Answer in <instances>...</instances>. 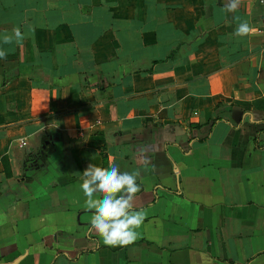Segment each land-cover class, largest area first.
<instances>
[{"label": "crops", "instance_id": "obj_1", "mask_svg": "<svg viewBox=\"0 0 264 264\" xmlns=\"http://www.w3.org/2000/svg\"><path fill=\"white\" fill-rule=\"evenodd\" d=\"M226 3L0 0L25 33L0 44V264H264V2ZM110 163L140 172L127 246L80 188Z\"/></svg>", "mask_w": 264, "mask_h": 264}, {"label": "clouds", "instance_id": "obj_2", "mask_svg": "<svg viewBox=\"0 0 264 264\" xmlns=\"http://www.w3.org/2000/svg\"><path fill=\"white\" fill-rule=\"evenodd\" d=\"M239 5L240 0H227L225 11L236 12ZM250 34L252 28L247 21L237 24L235 36ZM24 38L25 33L19 27H13L10 33L5 31L0 35V44H18ZM7 55L8 51L0 47V60L6 59ZM139 176L138 170L121 172L115 163H110L107 168L90 164L82 172L80 188L86 198L85 207L93 212L89 231L94 230L106 246H127L139 237L137 230L146 218L144 211H136L134 206L136 194L141 191L137 183Z\"/></svg>", "mask_w": 264, "mask_h": 264}, {"label": "built area", "instance_id": "obj_3", "mask_svg": "<svg viewBox=\"0 0 264 264\" xmlns=\"http://www.w3.org/2000/svg\"><path fill=\"white\" fill-rule=\"evenodd\" d=\"M259 2H262V0H259ZM20 145H25V142L23 140H21Z\"/></svg>", "mask_w": 264, "mask_h": 264}]
</instances>
